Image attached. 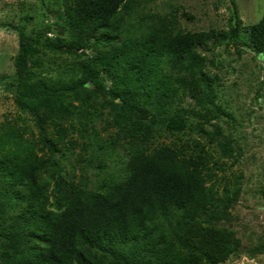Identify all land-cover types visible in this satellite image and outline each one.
Returning a JSON list of instances; mask_svg holds the SVG:
<instances>
[{
  "label": "rangeland",
  "instance_id": "rangeland-1",
  "mask_svg": "<svg viewBox=\"0 0 264 264\" xmlns=\"http://www.w3.org/2000/svg\"><path fill=\"white\" fill-rule=\"evenodd\" d=\"M71 2L0 0V133L9 126L16 127L35 144L38 153L59 163L61 171L54 175L60 173L76 181L83 173L81 167L88 166L86 172L93 177L99 166H120L131 136L149 120V116L132 111L125 113L124 106L119 110L112 106L121 104L118 97H110V91H118V82L113 71L109 74L102 69L97 71L101 92L93 91L85 81L84 90L65 98L59 112L35 108L33 102L21 108L16 102L14 73L18 29L36 40L28 60L32 81L52 87H63L111 53L122 35L130 34L128 23L136 25L133 33L137 37L160 27L167 37L174 32L213 30L215 36L194 49L202 58L201 69L211 79L212 106L220 110L207 105L210 111H206L188 90L178 89L174 106L183 108L187 126L177 138L163 132L143 143L151 149L173 144L180 149L184 142H199L197 156H193L196 167L215 195L201 215L203 229L198 232L200 237H212L201 240L196 236L188 248L184 238L157 242V248L168 249L164 255L168 263L176 259L177 264H210L212 257L213 264H264V52L256 53L239 40L232 44L229 37V29L236 22L243 28L263 15L264 0H124L127 4L119 17L126 25L121 30L114 28L116 25L110 30L93 28L90 22L74 17L75 13L67 14ZM146 108L147 112L151 109ZM220 135L228 137L234 148L229 156L211 140L222 139ZM95 150L100 154L91 157ZM3 171L0 195L5 190ZM1 212L0 219L7 217ZM6 219L0 225L1 244L7 242L1 237L11 218ZM154 243L141 248L144 261V257L155 256L150 255Z\"/></svg>",
  "mask_w": 264,
  "mask_h": 264
},
{
  "label": "trees",
  "instance_id": "trees-1",
  "mask_svg": "<svg viewBox=\"0 0 264 264\" xmlns=\"http://www.w3.org/2000/svg\"><path fill=\"white\" fill-rule=\"evenodd\" d=\"M126 4L124 0H72L67 14L75 13L74 17L90 22L93 28L110 30L116 25L114 28L121 30L126 23L120 22L119 11ZM128 26L130 34L122 35L111 53L63 87L32 81L28 60L36 40L18 29L14 73L16 102L21 108L33 102L35 108L59 112L65 98L84 90L85 81L93 91L101 92L97 71L102 69L109 74L113 71L118 82V91H110V97H118L121 104L112 106L117 110L124 106L125 113L132 111L149 116V120L131 136L120 166H99L93 177L86 172L88 166L81 167L83 173L76 181L60 173L54 175L61 171L59 163L38 153L35 144L16 127L3 129L0 170H4L5 190L0 195V212L7 217L0 219V225L11 219L1 230L7 242L0 243V264H177L176 259L166 261L168 249L158 251V243L184 238L188 248L196 236L201 240L212 237H200L198 232L203 229L201 215L215 195L196 167L193 156H197L199 142H184L180 149L174 144L159 149L144 144L163 132L177 138L187 126L183 108L174 106L178 89L188 90L210 111L207 105L212 106L214 97L211 79L201 69L202 58L194 48L213 38L215 32H174L167 37L160 27L137 37L133 33L136 25ZM239 26L236 22L229 29L230 42L239 40L256 53L264 52V13L255 23ZM146 106L151 108L148 112ZM220 138L211 140L229 156L234 148L228 137ZM41 139L48 147L47 140ZM99 154L95 150L91 157ZM152 242L155 248L150 255L155 256L144 257V261L141 248Z\"/></svg>",
  "mask_w": 264,
  "mask_h": 264
}]
</instances>
